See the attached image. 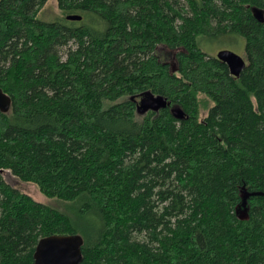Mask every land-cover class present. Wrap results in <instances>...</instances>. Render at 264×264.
I'll use <instances>...</instances> for the list:
<instances>
[{
  "label": "trees",
  "instance_id": "1",
  "mask_svg": "<svg viewBox=\"0 0 264 264\" xmlns=\"http://www.w3.org/2000/svg\"><path fill=\"white\" fill-rule=\"evenodd\" d=\"M48 1L0 0V264L50 236L81 237L80 264H264V0H57L45 21ZM232 37L239 78L203 49ZM147 91L183 118L139 115Z\"/></svg>",
  "mask_w": 264,
  "mask_h": 264
},
{
  "label": "water",
  "instance_id": "2",
  "mask_svg": "<svg viewBox=\"0 0 264 264\" xmlns=\"http://www.w3.org/2000/svg\"><path fill=\"white\" fill-rule=\"evenodd\" d=\"M255 19L264 23V11L260 8H252ZM68 21L80 22L82 16L68 15ZM216 59L224 63L233 77L239 78L247 67V61L240 55L230 50H220ZM179 67L175 61L170 65V72H178ZM12 107V99L0 88V112L8 113ZM180 113L177 115L171 111L172 102L167 97L155 95L150 91L141 95L137 105V112L141 116L149 112L159 113L162 110L170 109L171 113L177 118H183V110L176 106ZM246 200V197H245ZM245 205V201L243 202ZM83 239L79 236H50L39 241L35 251V264H80L82 260Z\"/></svg>",
  "mask_w": 264,
  "mask_h": 264
},
{
  "label": "rangeland",
  "instance_id": "3",
  "mask_svg": "<svg viewBox=\"0 0 264 264\" xmlns=\"http://www.w3.org/2000/svg\"><path fill=\"white\" fill-rule=\"evenodd\" d=\"M61 12L58 9L57 0H49L48 4L43 10V19L45 21H54L61 18ZM203 49L208 52L211 55H216L220 50H230L235 52L236 54L245 57V41L242 38L239 37H232L228 39L226 42L222 44L217 43H203ZM170 62H172V58L170 59ZM203 100L202 103L206 101V98L203 96L201 97ZM211 105V104H210ZM171 111L175 114H179L180 110L176 106H172ZM207 109L202 107V116L206 115ZM6 177L9 179V181L18 189H20L22 192H25L26 194L30 195L32 198H34L36 201L45 203L48 205H51L53 207L59 208L60 210H65L66 206L69 205L60 201L47 199L39 190V188L32 183H22L18 179L14 178L12 175L6 174ZM238 214L241 218H247L248 214L246 213L245 207H241L238 210ZM84 224L87 227H91V222L89 220L84 221Z\"/></svg>",
  "mask_w": 264,
  "mask_h": 264
},
{
  "label": "flooded vegetation",
  "instance_id": "4",
  "mask_svg": "<svg viewBox=\"0 0 264 264\" xmlns=\"http://www.w3.org/2000/svg\"><path fill=\"white\" fill-rule=\"evenodd\" d=\"M172 58V62H170V59ZM175 61L174 56H170L168 61L166 62L167 64H169V66Z\"/></svg>",
  "mask_w": 264,
  "mask_h": 264
}]
</instances>
